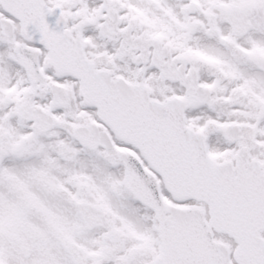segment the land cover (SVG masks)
Here are the masks:
<instances>
[{
  "label": "snow or ice",
  "instance_id": "obj_1",
  "mask_svg": "<svg viewBox=\"0 0 264 264\" xmlns=\"http://www.w3.org/2000/svg\"><path fill=\"white\" fill-rule=\"evenodd\" d=\"M0 264H264V0H0Z\"/></svg>",
  "mask_w": 264,
  "mask_h": 264
}]
</instances>
